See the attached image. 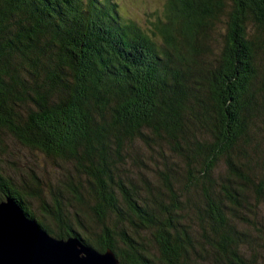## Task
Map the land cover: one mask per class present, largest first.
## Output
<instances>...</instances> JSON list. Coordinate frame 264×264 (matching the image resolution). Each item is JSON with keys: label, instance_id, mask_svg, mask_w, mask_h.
<instances>
[{"label": "trees", "instance_id": "1", "mask_svg": "<svg viewBox=\"0 0 264 264\" xmlns=\"http://www.w3.org/2000/svg\"><path fill=\"white\" fill-rule=\"evenodd\" d=\"M159 3L0 0V201L119 264H264V0Z\"/></svg>", "mask_w": 264, "mask_h": 264}, {"label": "water", "instance_id": "2", "mask_svg": "<svg viewBox=\"0 0 264 264\" xmlns=\"http://www.w3.org/2000/svg\"><path fill=\"white\" fill-rule=\"evenodd\" d=\"M0 264H119L77 237L56 238L31 219L10 197L0 201Z\"/></svg>", "mask_w": 264, "mask_h": 264}, {"label": "rangeland", "instance_id": "3", "mask_svg": "<svg viewBox=\"0 0 264 264\" xmlns=\"http://www.w3.org/2000/svg\"><path fill=\"white\" fill-rule=\"evenodd\" d=\"M121 7L128 9L139 22L143 23L147 27L150 25V21L154 18L153 9L160 6V0H117ZM122 10L124 11V9ZM125 12V11H124Z\"/></svg>", "mask_w": 264, "mask_h": 264}]
</instances>
